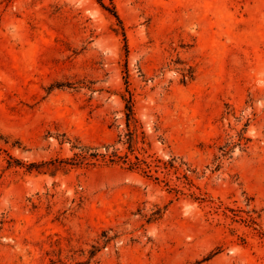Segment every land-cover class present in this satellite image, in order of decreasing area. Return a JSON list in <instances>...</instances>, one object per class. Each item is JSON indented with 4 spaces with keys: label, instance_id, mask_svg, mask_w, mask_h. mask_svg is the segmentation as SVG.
<instances>
[{
    "label": "rangeland",
    "instance_id": "1",
    "mask_svg": "<svg viewBox=\"0 0 264 264\" xmlns=\"http://www.w3.org/2000/svg\"><path fill=\"white\" fill-rule=\"evenodd\" d=\"M103 1L0 0V264H264V0Z\"/></svg>",
    "mask_w": 264,
    "mask_h": 264
},
{
    "label": "trees",
    "instance_id": "2",
    "mask_svg": "<svg viewBox=\"0 0 264 264\" xmlns=\"http://www.w3.org/2000/svg\"><path fill=\"white\" fill-rule=\"evenodd\" d=\"M99 2L104 8L110 10L118 18L119 22L123 24V20L117 8L115 7V5H113L112 7H108V5H106V3L103 0H99ZM124 35L127 41V35L125 32H124ZM194 75L195 73H193L191 77H193ZM126 100H127L126 106L128 110V118H130L134 113V107L130 99H126ZM248 140H250V137L245 135V130L240 131L238 143L243 144V143H246ZM74 147H79V151L75 152V155L69 159L67 158V159L60 160L62 163L64 164H81V163L94 164L98 160H103L105 162H108V161H117L121 158H127V156L121 155L118 152V149L110 150L109 145H106L105 151L102 150L101 147L98 145H86V144L77 145L75 143ZM124 160L131 163L133 167H141L142 164L144 163L143 160L141 159H138L137 161L130 160V159H124ZM46 163L47 162L33 161V162L28 163L27 166L31 169L36 168L37 170H42V167Z\"/></svg>",
    "mask_w": 264,
    "mask_h": 264
}]
</instances>
